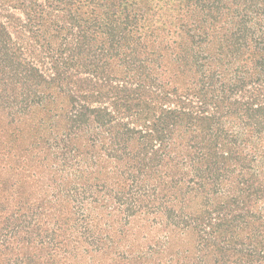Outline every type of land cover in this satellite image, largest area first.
Segmentation results:
<instances>
[{
	"label": "trees",
	"instance_id": "1",
	"mask_svg": "<svg viewBox=\"0 0 264 264\" xmlns=\"http://www.w3.org/2000/svg\"><path fill=\"white\" fill-rule=\"evenodd\" d=\"M0 264H264V0H0Z\"/></svg>",
	"mask_w": 264,
	"mask_h": 264
}]
</instances>
